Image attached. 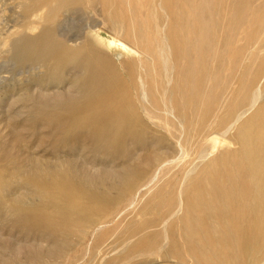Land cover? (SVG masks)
<instances>
[{
  "label": "bare ground",
  "instance_id": "6f19581e",
  "mask_svg": "<svg viewBox=\"0 0 264 264\" xmlns=\"http://www.w3.org/2000/svg\"><path fill=\"white\" fill-rule=\"evenodd\" d=\"M40 1H45V9L54 2L59 6L66 2L37 0ZM136 1L134 9L129 10L127 0H101L108 8L105 11L109 22L122 29L125 39L143 52L145 60L139 63L140 73L133 63L125 64L126 81L111 93L112 101L88 102L64 128L72 131L86 126L99 150L123 147L122 160L127 166L115 177L118 184L130 189L134 181H142L147 175L140 167L130 166L135 154L127 143L128 136L135 138L133 145L137 150L146 153L151 145L169 146L170 141L179 149L183 145L196 147L208 156L220 146L230 145L224 138L233 131V143L238 148L222 154L194 180L176 237L172 226L169 232L176 259H189L194 264H243L245 240H254L264 219V107L258 106L252 118L243 120L262 96L258 83L264 78V0H148L146 6ZM159 10L162 16H158ZM31 18L39 20L38 11H31ZM98 32L95 30L97 40L114 48L118 56L135 55L117 39L105 42ZM56 45L52 42V65L49 64L54 69L83 54V49ZM40 50L41 46L32 41L17 43L14 59L20 66ZM228 63L232 74L225 79ZM78 68L83 74L91 69L87 62ZM98 77L93 83L101 82ZM154 78L162 82L158 111L163 115L165 129L170 127L173 135H160L151 125L144 126L133 107L131 91L142 94L145 100L148 90L154 92ZM198 120L202 124L195 130ZM150 132L157 139L148 138ZM145 163L148 167L153 165L150 155L145 156ZM62 165L65 166L35 168L29 175L27 185L46 201L41 205L10 197L13 193L5 195L7 189L0 187L2 221L12 222L18 229L27 224L43 230L52 228L58 233L73 225L77 210L105 213L98 196L86 187L92 178L79 176L68 162ZM3 232L0 228V256L7 251V244H13L11 251L16 248L19 235L3 239ZM24 236L22 240L31 242L51 239L44 231L31 228ZM0 261L4 262L2 257Z\"/></svg>",
  "mask_w": 264,
  "mask_h": 264
},
{
  "label": "rangeland",
  "instance_id": "374dc122",
  "mask_svg": "<svg viewBox=\"0 0 264 264\" xmlns=\"http://www.w3.org/2000/svg\"><path fill=\"white\" fill-rule=\"evenodd\" d=\"M65 1L62 6L54 2L45 9V1L0 0V187L7 189L5 195L13 193L10 197H19L33 206L41 205L46 201L27 185L29 175L35 168L55 164L63 168L62 164L68 162L79 176L92 178L86 187L98 196L106 212L77 210L73 225L58 233L52 228L43 230L27 224L14 228L12 222L5 223L0 217L3 239L19 234L16 248L11 251L13 244H7V251L0 256L4 262L0 264H194L189 259H176L169 227H173L176 237L194 180L222 154L238 148L233 143L234 132L224 138L230 145L220 146L208 156L196 147L183 145L179 149L170 141L169 146L151 145L146 153L137 150L133 145L135 138L128 136L127 143L135 154L130 166L140 167L147 176L134 181L131 189L118 184L115 176L127 166L122 160L123 147L99 150L90 138L89 128L80 126L66 131L64 124L90 101L111 102V93L126 81L124 65L133 63L139 72V63L145 57L132 41L125 39L122 29L109 22L105 11L108 8L101 0ZM140 2L146 6L148 0ZM127 5L129 10L134 9L137 1L127 0ZM34 10L39 13L36 22L31 18ZM162 15L159 10L158 16ZM95 30H99L105 42L117 39L135 55L118 56L114 48H107L97 40ZM29 41L41 46V50L19 66L14 59V47ZM52 42L56 47L83 49V54L65 63L64 68L54 69L50 59ZM86 62L91 69L84 75L78 67ZM227 65L225 79L232 74L230 64ZM96 76H101L98 84L93 83ZM154 79V92L148 90L145 100L142 94L131 91L134 110L142 117L144 126L151 125L160 135H173L174 130L165 129L163 115L158 111L162 82ZM259 82L262 96L256 107L244 115V121L253 117L258 106L264 107V78ZM218 93L219 90L215 91V98ZM201 124L198 120L195 130ZM147 137L157 139L151 132ZM180 139L183 141V136ZM147 155L152 158L151 167L145 163ZM28 227L39 233L44 231L51 239L22 240ZM256 235L254 240H245L243 264H264V219Z\"/></svg>",
  "mask_w": 264,
  "mask_h": 264
}]
</instances>
